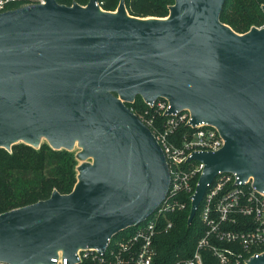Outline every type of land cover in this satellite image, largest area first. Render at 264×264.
<instances>
[{
	"label": "water",
	"instance_id": "obj_1",
	"mask_svg": "<svg viewBox=\"0 0 264 264\" xmlns=\"http://www.w3.org/2000/svg\"><path fill=\"white\" fill-rule=\"evenodd\" d=\"M42 1L0 11V148L77 147L76 182L0 213V264L73 261L158 210L170 174L126 105L136 96L188 110L224 141L187 159L203 164L187 224L219 173L264 193V24L234 31L219 18L225 0H174L166 17L130 15L124 0L113 11ZM247 264H264V251Z\"/></svg>",
	"mask_w": 264,
	"mask_h": 264
},
{
	"label": "built area",
	"instance_id": "obj_2",
	"mask_svg": "<svg viewBox=\"0 0 264 264\" xmlns=\"http://www.w3.org/2000/svg\"><path fill=\"white\" fill-rule=\"evenodd\" d=\"M7 1L0 0V11ZM145 104L155 114L166 116L159 126L155 124L154 116L141 115L138 118L150 129L166 159L170 174L167 196L146 221L133 227L131 231L124 230L127 233L123 237L114 238L115 234L109 238L104 250L95 247L79 249L75 252L73 261L59 252L50 259L52 264H156L154 239L158 232L167 231L171 227V222L163 224L161 219L166 212L184 206L175 199L180 192L191 191L194 176L200 175L203 168L200 162L187 161L188 157L194 152L216 151L222 147L224 141L214 126L206 123L192 126L188 110L167 114L170 105L165 99ZM147 112L148 110L145 113ZM181 125L190 129L178 137L176 131ZM187 162L195 164L185 169L183 164ZM192 194L189 197L190 202ZM202 201L201 217L210 227L207 235L215 234L218 239L237 244L241 248L240 252H236L235 248L220 250L213 247L212 250L222 264H247L250 257L264 251H259L264 247V193L256 190L251 179L243 181L235 173H219L208 185ZM237 217L244 218L237 221L240 226H245L244 221L248 218L253 223L252 227L237 231L223 228L228 223H236ZM206 244L207 239L204 237L198 242L187 264H203L200 249Z\"/></svg>",
	"mask_w": 264,
	"mask_h": 264
},
{
	"label": "trees",
	"instance_id": "obj_3",
	"mask_svg": "<svg viewBox=\"0 0 264 264\" xmlns=\"http://www.w3.org/2000/svg\"><path fill=\"white\" fill-rule=\"evenodd\" d=\"M8 1L1 11L37 3V0ZM56 1L65 5H71L73 2L85 5L88 2V0ZM97 2L102 9L113 11L119 0H97ZM173 3L174 0H124L127 12L138 17H166L169 6ZM262 5L264 0H225L219 18L234 31L244 33L251 26L260 27L264 24ZM126 105L138 117L154 116L155 124L158 126L166 118L165 115H157L149 109L140 96H136L133 103ZM189 129L190 127L181 125L176 134L180 137ZM77 164L74 151L55 150L45 142L39 148L21 142L14 144L10 151L0 148V213L47 199L53 190L61 194L69 193L76 182ZM192 164L195 163L187 162L183 166L188 169ZM198 177V174L194 176L190 192H180L175 199L178 204L183 203L184 206L166 212L161 219L163 224L171 222V227L167 231L158 232L154 239L156 264H187L198 242L204 237L207 239V244L200 249L203 264H222L212 250L213 247L220 250L235 248L236 252L241 251L237 244L220 240L215 234L207 235L210 227L203 221L200 213L204 201L199 204L190 224H187L191 204L189 197L194 192ZM241 219L244 218L237 217L236 223H228L223 228L237 231L252 227L253 223L248 218L244 221L245 226L244 224L240 226L237 221ZM131 230L132 228L127 231ZM127 231L117 233L114 238L125 236ZM263 249L264 247L259 251Z\"/></svg>",
	"mask_w": 264,
	"mask_h": 264
},
{
	"label": "rangeland",
	"instance_id": "obj_4",
	"mask_svg": "<svg viewBox=\"0 0 264 264\" xmlns=\"http://www.w3.org/2000/svg\"><path fill=\"white\" fill-rule=\"evenodd\" d=\"M9 2V1H8ZM6 4V3H5ZM27 4V3H26ZM5 6V5H4ZM241 11H242V9H241ZM249 30V29H248ZM78 148L76 147L73 151H74V153L76 152V150H77Z\"/></svg>",
	"mask_w": 264,
	"mask_h": 264
}]
</instances>
